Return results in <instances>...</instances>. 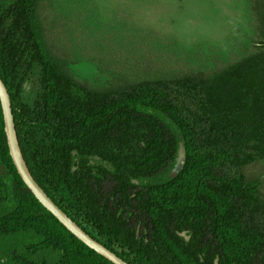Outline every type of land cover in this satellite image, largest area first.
<instances>
[{
	"label": "trees",
	"instance_id": "trees-1",
	"mask_svg": "<svg viewBox=\"0 0 264 264\" xmlns=\"http://www.w3.org/2000/svg\"><path fill=\"white\" fill-rule=\"evenodd\" d=\"M38 1L0 0V76L39 184L130 264H264V197L243 171L264 158V51L215 76L93 89L50 54ZM0 264H114L25 184L1 101Z\"/></svg>",
	"mask_w": 264,
	"mask_h": 264
},
{
	"label": "rangeland",
	"instance_id": "rangeland-1",
	"mask_svg": "<svg viewBox=\"0 0 264 264\" xmlns=\"http://www.w3.org/2000/svg\"><path fill=\"white\" fill-rule=\"evenodd\" d=\"M37 19L52 57L93 89L215 76L264 51V0H39ZM37 91L28 79L23 101ZM243 171L264 197V158Z\"/></svg>",
	"mask_w": 264,
	"mask_h": 264
},
{
	"label": "water",
	"instance_id": "water-1",
	"mask_svg": "<svg viewBox=\"0 0 264 264\" xmlns=\"http://www.w3.org/2000/svg\"><path fill=\"white\" fill-rule=\"evenodd\" d=\"M0 101L2 105L5 132L9 145L10 155L18 170V173L24 180L25 184L32 191L35 197L48 209L71 233L78 239L84 242L87 246L95 250L100 255L106 257L114 264H130L128 261L120 257L116 252L105 246L103 243L89 234L83 227H81L73 218H71L66 211H64L46 192V190L39 184L33 176L29 165L25 159L24 153L19 141L18 131L15 124L13 107L11 97L7 85L0 76ZM183 153H180L177 165L174 171H178L183 165Z\"/></svg>",
	"mask_w": 264,
	"mask_h": 264
}]
</instances>
